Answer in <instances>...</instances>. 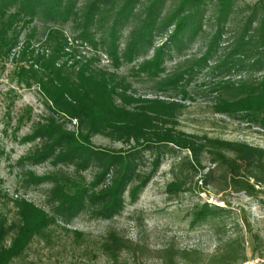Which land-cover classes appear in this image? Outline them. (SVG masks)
<instances>
[{"label": "rangeland", "instance_id": "obj_1", "mask_svg": "<svg viewBox=\"0 0 264 264\" xmlns=\"http://www.w3.org/2000/svg\"><path fill=\"white\" fill-rule=\"evenodd\" d=\"M93 1L72 0L62 18L68 20L64 24L59 22L53 25L51 22L45 23L46 19L36 17L24 27L20 43L32 28L37 30L36 39L40 38L45 25L60 28L68 45L80 51L76 59L89 58L97 67L115 73L120 88L129 97L158 98L179 104L180 107L173 113L176 128L181 132L264 149V130L244 118L241 112L230 114L217 111L215 101L220 96L217 88L220 82L229 76L234 81L244 74V71L237 72L233 68L237 59L224 58L222 54L227 52L222 49L217 54L211 51L207 65L194 69L190 77L186 75L181 81L169 77L176 73L177 68L183 69L178 66L185 60H199L207 54L206 37L198 31L195 37L181 44L170 45L168 50L165 47L160 52V55L163 54L158 61H161L160 66L157 63L155 67L152 59L162 46L163 39L153 37L152 46L146 50V55L142 51L134 53L132 49L128 50L131 45L127 46L129 37L133 40L132 33H138L147 20V5L136 9L139 18L135 20L122 16L116 19L114 14L118 8L113 5L108 16L102 19L107 22L95 32V39L99 42L104 38L114 20L121 21L116 27V47H110V50L117 48L120 58L119 66L114 67L112 59L103 53L99 44L95 48L90 47L78 38L81 29L75 26L85 20V11ZM205 2V13L197 19L201 20L202 31L209 33L215 31V20H220L221 13L214 8L213 0ZM258 2L237 0L227 19L230 20L229 25L246 20ZM170 3V0L166 2L162 14L172 9ZM144 31L145 34L149 32L147 28ZM107 42H110L109 37ZM33 43L36 47V42ZM226 44L224 39L220 46ZM124 50L130 54L126 59L122 57ZM29 67V63L19 61L17 52L0 62V223L8 229L6 236L0 240V247L8 250L17 240L23 226L25 228L27 224L38 222L37 215L31 220L25 219L19 213L17 202L23 201L42 211L47 224L32 234L23 249L17 250L7 264H111L105 253L106 239L110 233L139 244L144 249L142 260L146 264H161L159 253L168 246L178 250L199 251L203 254L201 264H206L224 246L229 245L228 250L235 251L239 249L240 243L247 258H264V206L242 193L216 192L204 187L201 178L210 167L205 154L200 158L202 170L195 171L192 181L198 182L199 190L191 187L188 192L170 195L166 186L188 153L172 152L170 147L162 148L167 152L157 161V156L150 150L135 152L132 157L135 159L137 178L127 185L117 200L112 199V175L103 177L101 167L96 163H89L86 169H80L64 159L49 158L42 161L48 151L42 147L37 129L52 118L63 123L67 130H73L74 121L70 124L66 118L61 120L60 116L52 117L56 114L51 115L45 107L37 88L25 86L27 77L23 71ZM91 142L94 147L107 153L121 151L125 154H120H128L124 146L104 137L94 136ZM58 189L68 197L81 195L84 203L74 209L61 206ZM203 203L227 209V213L215 219H221L220 224L212 220L195 221L194 209ZM246 223L248 226L245 227ZM255 236L256 241L253 238ZM236 238L239 242H232ZM121 258L131 259L126 251L122 252Z\"/></svg>", "mask_w": 264, "mask_h": 264}, {"label": "trees", "instance_id": "obj_2", "mask_svg": "<svg viewBox=\"0 0 264 264\" xmlns=\"http://www.w3.org/2000/svg\"><path fill=\"white\" fill-rule=\"evenodd\" d=\"M71 1L0 0V62L17 52L20 62L30 64L29 69L23 71V75L27 77L25 86L37 88L44 99L45 107L51 115L56 114L52 117L60 116L61 120L66 118L70 124L74 121L73 130H67L63 123L53 121L52 118L37 129L42 147L48 151L42 161L49 158L64 159L80 169H86L89 163H96L101 167L103 177L112 175V199L117 200L127 185L137 178L135 159L132 157L135 152L150 150L157 156V161L167 152L161 150L162 148L170 147L172 152L188 153L185 160L187 163L184 161L178 166L172 181L166 186L170 195L188 192L191 187L199 190L198 182L192 181L195 171L202 170L200 158L205 154L210 167L201 178L204 187L216 192L242 193L264 206V149L246 143L201 138L181 132L176 128L177 122L173 113L180 107L179 104L158 98L129 97L120 88L115 73L97 67L89 58L76 59L80 56V51L68 45L60 28L45 25L38 39L36 28H32L20 43L24 27L30 25L36 17L46 19L45 23L51 22L53 25L66 23L68 20L62 18L65 17ZM167 1L94 0L85 11V20L75 26L81 29L78 38L90 47L95 48L99 44L103 53L112 59L113 66L118 67L120 58L115 48L118 33L116 27L121 21L114 20L106 34L108 36H104L99 42H96L95 32L107 22L102 19L108 16L113 5L118 8L114 14L116 19L122 16L124 19L132 17L134 20L139 18L136 9L147 5V20L143 22L138 33H132L133 40L129 37L127 46L131 45L128 50L132 49L134 53L142 51L146 55L147 49L152 46L153 37L163 39L162 46L152 59L157 67V63L160 66L161 61H158L163 56L160 52L165 47L168 50L170 45L181 44L201 31L200 34L206 37L207 54L199 60H185L178 66L183 69L177 68L176 73L169 77L179 81L186 75L190 77L194 69L207 65L211 51L217 54L222 49L227 52L222 54L224 58L237 59L233 68L237 72L244 71V74L237 80L233 81L232 76H229L220 82L217 87L220 96L215 101L217 111L230 114L241 112L244 118L264 130V0H259L246 20L233 26L229 25L230 20L227 19L237 0H213V6L221 16L220 20H215L216 29L209 32L211 34L202 31L201 20L197 19L205 13L206 0H170L172 9L164 15L162 10ZM145 28L150 35L145 34ZM91 29L94 31L91 32ZM224 39L227 44L220 46ZM33 41L36 42V47ZM111 46L115 47L110 50ZM18 47L20 48L17 49ZM66 49L69 51H65ZM128 50L123 51V59L130 56ZM94 136L121 144L128 154L123 155L125 153L121 151L111 154L94 147L91 142ZM57 195L61 198V206H68L70 209L79 208L84 203L79 194L68 197L58 189ZM92 199L96 200L95 197ZM17 206L25 219L31 220L37 215L38 222L27 224L25 228L23 226L17 240L8 250L0 247V264H7L17 250L23 249L32 234L47 224V218L42 211L23 201L17 202ZM225 213L226 208L209 203L197 206L193 212L195 221L212 220L218 224L221 219L215 220L216 217ZM7 231L0 223V240H3ZM253 238L256 241V236ZM232 242H239L238 238ZM228 247L229 245L219 249L206 264H242L248 259L241 243L235 251H229ZM124 251L129 253L131 259L122 260L121 254ZM105 253L111 264H146L142 260L144 249L139 244L114 233L107 236ZM202 258L203 254L199 251L178 250L172 246L163 248L159 253L161 264H201Z\"/></svg>", "mask_w": 264, "mask_h": 264}, {"label": "built area", "instance_id": "obj_3", "mask_svg": "<svg viewBox=\"0 0 264 264\" xmlns=\"http://www.w3.org/2000/svg\"><path fill=\"white\" fill-rule=\"evenodd\" d=\"M242 264H264V258H254V259L248 258Z\"/></svg>", "mask_w": 264, "mask_h": 264}]
</instances>
